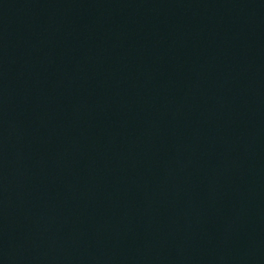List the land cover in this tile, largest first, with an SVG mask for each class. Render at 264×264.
Returning a JSON list of instances; mask_svg holds the SVG:
<instances>
[{"label":"water","instance_id":"1","mask_svg":"<svg viewBox=\"0 0 264 264\" xmlns=\"http://www.w3.org/2000/svg\"><path fill=\"white\" fill-rule=\"evenodd\" d=\"M0 264H264V0H0Z\"/></svg>","mask_w":264,"mask_h":264}]
</instances>
